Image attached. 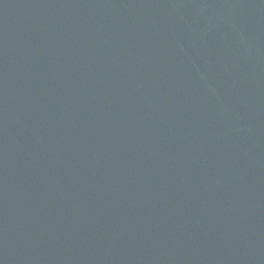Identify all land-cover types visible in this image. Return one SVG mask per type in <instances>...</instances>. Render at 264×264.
Listing matches in <instances>:
<instances>
[{
	"label": "water",
	"instance_id": "95a60500",
	"mask_svg": "<svg viewBox=\"0 0 264 264\" xmlns=\"http://www.w3.org/2000/svg\"><path fill=\"white\" fill-rule=\"evenodd\" d=\"M0 264H264V0H0Z\"/></svg>",
	"mask_w": 264,
	"mask_h": 264
}]
</instances>
